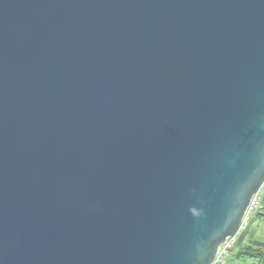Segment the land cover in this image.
I'll return each mask as SVG.
<instances>
[{"label": "water", "instance_id": "1", "mask_svg": "<svg viewBox=\"0 0 264 264\" xmlns=\"http://www.w3.org/2000/svg\"><path fill=\"white\" fill-rule=\"evenodd\" d=\"M264 179V0H0V264H210Z\"/></svg>", "mask_w": 264, "mask_h": 264}, {"label": "trees", "instance_id": "2", "mask_svg": "<svg viewBox=\"0 0 264 264\" xmlns=\"http://www.w3.org/2000/svg\"><path fill=\"white\" fill-rule=\"evenodd\" d=\"M257 223L260 224V228L262 230L258 229V235L254 236ZM260 235L263 236L262 240L259 239ZM248 236L252 239V241L250 243H245L248 242L245 241V238H248ZM255 245H259V247H254ZM236 246H238L239 248H237V250L234 251V248ZM231 260H238V262H241V264H247L248 262L249 264H264V199L263 198L261 201V207L249 220L246 230L235 240L233 247L230 249V252L225 259L226 264H229Z\"/></svg>", "mask_w": 264, "mask_h": 264}, {"label": "built area", "instance_id": "3", "mask_svg": "<svg viewBox=\"0 0 264 264\" xmlns=\"http://www.w3.org/2000/svg\"><path fill=\"white\" fill-rule=\"evenodd\" d=\"M264 191V179L261 182L259 188L253 194L250 199L249 205L247 206L242 222L240 223L237 231L231 237H228L221 245L219 246L214 260L210 264H224L226 257L228 256L230 249L233 247L236 237L246 230L249 220L256 213V211L261 207L262 196L261 194Z\"/></svg>", "mask_w": 264, "mask_h": 264}, {"label": "rangeland", "instance_id": "4", "mask_svg": "<svg viewBox=\"0 0 264 264\" xmlns=\"http://www.w3.org/2000/svg\"><path fill=\"white\" fill-rule=\"evenodd\" d=\"M261 196H262V198L264 199V191H263V193L261 194ZM262 225V224H261ZM258 229H260V230H262L261 228H260V224L259 223H257V226H256V230H255V233H254V236H257L258 235ZM239 236H237L236 237V239L238 238ZM263 236H259V239H263L262 238ZM245 241H248V242H245ZM245 243H250L251 241H252V239L248 236V238H245ZM238 246H240V245H238ZM238 246H236L235 248H234V251H236L237 250V248H239ZM254 247H259V245H255ZM225 264H226V262H225ZM229 264H241V262H238V260H231L230 261V263ZM247 264H249V262L247 263Z\"/></svg>", "mask_w": 264, "mask_h": 264}]
</instances>
